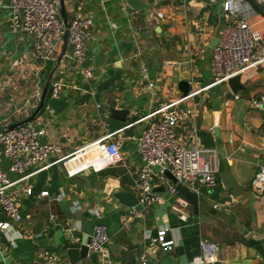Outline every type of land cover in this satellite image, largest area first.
<instances>
[{"label": "crops", "instance_id": "1", "mask_svg": "<svg viewBox=\"0 0 264 264\" xmlns=\"http://www.w3.org/2000/svg\"><path fill=\"white\" fill-rule=\"evenodd\" d=\"M140 1L148 9L134 11L124 0H63L67 22L75 16L93 22L86 53L92 77L86 80L70 60L67 46L63 52V36L42 42L44 49L53 46L54 53L39 61L34 47L40 40L12 34L8 0H0V117L5 118L0 127L29 118L51 77L61 84L60 93L51 95L44 112L28 123L42 132V142L61 147L55 156L60 158L109 133L108 113L99 112L105 106L127 109L129 125L160 104L183 97L181 81L189 84L188 94L212 84L218 41L211 45L226 27L220 0L213 5L202 0ZM245 1L253 11L249 25L264 41V10ZM239 75L244 89L236 94L226 82L188 100L185 105L194 106L195 115L176 129L188 143L195 142L187 141L195 129L196 143L207 151L216 177L215 187L198 195L197 214L189 203L187 222L172 210L181 195L170 192L165 175L154 177L153 191L160 199L146 210L129 208L114 197L121 191L138 196L134 180L141 161L135 144L127 141L121 152L125 165L68 177L56 164L15 184L9 193L20 203L22 223L8 234L0 231V264H45V252L56 255L61 264H95L94 256L80 259L83 232L73 225L80 221L104 227L107 264H142L141 257L145 264H193L203 252L201 241L207 244V264H260L256 248L264 250V188H257L253 179L264 169V63ZM216 97L221 98L217 127L211 109ZM143 125L131 126L124 135L139 134ZM9 167L0 154V170L11 182L19 180ZM44 191L47 196L41 195ZM6 220L0 211V222ZM159 229L167 230L175 243L170 252L151 246L144 237Z\"/></svg>", "mask_w": 264, "mask_h": 264}, {"label": "built area", "instance_id": "2", "mask_svg": "<svg viewBox=\"0 0 264 264\" xmlns=\"http://www.w3.org/2000/svg\"><path fill=\"white\" fill-rule=\"evenodd\" d=\"M202 1L209 5L218 2ZM251 1L264 10V0ZM7 8L9 10L7 26L12 34L40 40L34 47L35 56L39 61H47L54 53L53 46L44 49L42 42L46 39L59 41L67 31L70 60L84 79L92 77V70L86 65L87 47L93 37V22L90 18L75 16L65 27L60 14L59 0H8ZM222 10L226 27L213 49L214 81L209 86L224 84L245 70L264 63V41L248 22L249 15L253 12L251 5L245 0H224ZM158 17L161 15L158 14ZM51 86V95L58 96L61 84L51 82ZM207 87L175 101L160 104L152 113L117 131L115 137H112V133H106L60 158L55 156L61 152V147L42 142V132L31 123L27 122L12 129H8L7 125L0 127V154L9 161V171L20 178L11 182L7 173L0 170V211L7 219L0 222V231L8 234L12 231L13 225L22 223L20 203L9 193L15 184L56 164L61 165L68 177L87 171L100 172L118 164L125 165L121 152L127 141L135 144L141 161L134 180L138 193L137 206L140 210L148 209L160 199L158 193L153 191V179L155 176L163 178L166 170L177 183L197 195L204 188L215 187V170L207 151L196 143L195 129L187 136V141L194 139V143L183 142L176 134V129L184 124L186 118L195 115V107H186L187 101ZM142 122L144 125L139 134L124 135L125 130ZM155 168L159 170L158 173L154 172ZM253 183L257 188H264V169H260L254 176ZM169 189L173 195L179 196L175 185H171ZM26 193L31 194V189L28 188ZM41 195L47 196V192L44 191ZM189 206L184 198L177 197L172 210L181 222H187ZM131 214L134 215L135 212L131 211ZM125 222L126 219L122 218V223ZM93 233L86 244L87 257H96L95 264H107L104 256L109 238L105 229L103 226H95ZM144 237L151 246L159 248L162 252H170L175 245L165 229H159L155 233L147 231ZM200 247L203 252L194 258L193 264H207L209 261L206 242L201 241ZM43 258L45 264H61L56 255L45 252ZM141 260L142 264H145L144 258L141 257ZM2 264L11 263L3 260Z\"/></svg>", "mask_w": 264, "mask_h": 264}, {"label": "water", "instance_id": "3", "mask_svg": "<svg viewBox=\"0 0 264 264\" xmlns=\"http://www.w3.org/2000/svg\"><path fill=\"white\" fill-rule=\"evenodd\" d=\"M60 1V14H61V18L62 21L64 23V26L67 27V20L65 18V13H64V5H63V0H59ZM125 3L127 4V6L129 8H131L134 11H141L143 9H148V4H145L143 2H141L140 0H124ZM224 2V0H220V4H221V9H222V3ZM63 41H64V46H63V52L65 51V48L67 46V31H65L64 35H63ZM217 39L214 40L213 44L211 45L212 47L215 46V44L217 43ZM62 56V55H61ZM61 56L59 57V60L61 59ZM49 77L42 89L40 98H39V104L36 107V109L34 110V112L32 113V115L27 118L26 120H23L21 122H18L16 124H11V125H7L8 129H12L17 127L18 125L27 123V122H31L34 120V118L36 116H39L40 114H42L45 110V105L48 101V99L51 96V92H52V86H51V81H50ZM240 75H236L232 78H230L227 81V86L229 87L230 91L233 94H236L237 91L239 90H243V86L240 85ZM179 89L180 91L183 93L184 96H187L188 91L190 89L189 84L186 81H181L179 83ZM211 109H212V116H213V124L215 127L218 126L219 124V118L221 115V98L220 97H216L213 100H211ZM99 112H107L108 115L105 118V123L108 127V131L109 133H112V137H115L117 135V131H119L120 129H122L123 127H125L126 125V120H127V116L129 114V111L127 109H116V108H110L109 106H105L104 108L100 109ZM4 117H0V122L2 120H4ZM164 175L166 176V178L169 180V185H175L176 190L178 191V193L188 202L190 203V205L192 206L193 212L194 214L198 213V195L195 192H191L190 190H188L186 187H184L182 184L177 183L176 179L171 175V173L166 170L164 172ZM163 188H157L155 191H162ZM114 197L116 199H118L119 201L123 202L127 207L131 208V207H135L137 205V198L127 192H117L115 193ZM73 225H75V227L77 229H81L83 232V236H82V240H81V246H80V250H79V255H80V259L82 261H84L87 257V247L86 244L89 242L90 237L94 234L93 233V223L91 221H80L78 223H73ZM80 226V227H78ZM257 252L259 253V256L261 258L260 264H264V250L261 247H257L256 248ZM85 264V263H83Z\"/></svg>", "mask_w": 264, "mask_h": 264}, {"label": "trees", "instance_id": "4", "mask_svg": "<svg viewBox=\"0 0 264 264\" xmlns=\"http://www.w3.org/2000/svg\"><path fill=\"white\" fill-rule=\"evenodd\" d=\"M262 14L264 15V12H262Z\"/></svg>", "mask_w": 264, "mask_h": 264}]
</instances>
